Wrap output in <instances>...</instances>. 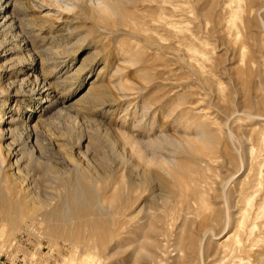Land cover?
I'll return each instance as SVG.
<instances>
[{
    "label": "rangeland",
    "instance_id": "rangeland-1",
    "mask_svg": "<svg viewBox=\"0 0 264 264\" xmlns=\"http://www.w3.org/2000/svg\"><path fill=\"white\" fill-rule=\"evenodd\" d=\"M0 132V264H264V0H0Z\"/></svg>",
    "mask_w": 264,
    "mask_h": 264
},
{
    "label": "bare ground",
    "instance_id": "bare-ground-1",
    "mask_svg": "<svg viewBox=\"0 0 264 264\" xmlns=\"http://www.w3.org/2000/svg\"><path fill=\"white\" fill-rule=\"evenodd\" d=\"M101 2V1H100ZM103 2V1H102ZM102 2L100 3L102 5ZM104 4V3H103ZM105 7V6H104ZM103 7V8H104ZM107 7V6H106ZM105 7V8H106ZM109 8V7H108ZM105 10V9H104ZM107 10V9H106ZM12 130V129H11ZM9 131L10 133V136L11 135H14L13 132L14 131ZM3 132V131H2ZM5 132V131H4ZM16 135V134H15ZM3 133L0 132V141L3 139ZM203 137V135L201 136ZM200 137V138H201ZM5 138V137H4ZM12 139V138H11ZM16 140V139H15ZM13 140V141H15ZM135 142V141H134ZM136 145H137V155L141 152H143V148H142V145L140 142H135ZM14 144V143H13ZM13 144H9L8 145V149H9V154L11 155L12 154V147ZM22 144V143H20ZM26 145L25 143L22 144V146ZM11 147V149H10ZM27 147V146H26ZM25 147V148H26ZM29 148V147H28ZM7 149V150H8ZM21 149V148H20ZM23 150V149H22ZM32 152V151H31ZM29 152L30 153V162L31 161H36L38 162V159L36 156H34V153L32 152ZM136 152V150H135ZM26 153V152H25ZM8 154V153H7ZM6 154V155H7ZM17 154V153H16ZM8 155V156H10ZM14 155V154H13ZM85 155V154H84ZM22 156V154H21ZM22 158H19V160H17L16 164H10V162L8 163L6 161L5 163V158L4 156H2V146H1V143H0V173L3 174V178H0V207H6L8 204L7 203H10L11 205V202L13 201V197L10 196L11 193H16V196L19 194V196L15 197L16 198V201L18 204H21L23 206H25L24 208L30 210V209H36L38 208L39 206H42L44 205L45 207L47 206H50L51 203L50 201L49 202H44V203H41V202H38L39 204H34L32 203L33 200L32 199V193H29V192H26L24 189V186H23V179L21 178V171L22 169L20 170V166H16ZM16 167V168H13ZM22 168V167H21ZM16 169V170H15ZM54 171V170H53ZM4 172V173H3ZM94 175V174H93ZM91 179H92V176H90ZM94 178V177H93ZM95 180L94 181H99L98 180V177L97 178H94ZM133 182V181H132ZM134 184V183H133ZM2 186L4 188H7L6 189V192L3 191L2 189ZM18 193V194H17ZM14 195V194H13ZM73 196L71 197L72 200L70 199V196H67L66 199H65V202L64 204L60 207L61 208V211L59 209L58 206L54 207L53 209L49 208L46 210L45 212V216H49L51 217L52 215H55L57 213H61V215L63 216L64 219H72L73 217L75 216H79L81 214V211L83 213V210H84V206L87 204L88 202V197H85V194L82 193L81 191H79V185L76 184V187L73 189ZM31 198L30 200H27L26 198ZM26 199V200H25ZM72 203H70L71 201ZM13 203V202H12ZM85 204V205H84ZM97 204V203H96ZM15 205V204H14ZM51 207V206H50ZM12 208V207H11ZM42 208V207H40ZM142 208V207H141ZM43 210V209H42ZM41 211V209H40ZM142 211V210H141ZM61 216V217H62ZM10 218V217H9Z\"/></svg>",
    "mask_w": 264,
    "mask_h": 264
}]
</instances>
